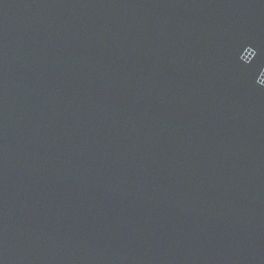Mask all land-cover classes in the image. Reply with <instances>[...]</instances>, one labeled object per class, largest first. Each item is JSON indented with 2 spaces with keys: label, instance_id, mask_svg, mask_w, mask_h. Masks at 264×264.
<instances>
[{
  "label": "water",
  "instance_id": "water-1",
  "mask_svg": "<svg viewBox=\"0 0 264 264\" xmlns=\"http://www.w3.org/2000/svg\"><path fill=\"white\" fill-rule=\"evenodd\" d=\"M0 264H264V0H0Z\"/></svg>",
  "mask_w": 264,
  "mask_h": 264
}]
</instances>
